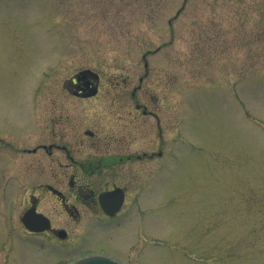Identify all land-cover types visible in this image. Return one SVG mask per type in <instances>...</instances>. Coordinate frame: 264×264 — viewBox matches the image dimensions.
I'll return each instance as SVG.
<instances>
[{
  "label": "rangeland",
  "instance_id": "1",
  "mask_svg": "<svg viewBox=\"0 0 264 264\" xmlns=\"http://www.w3.org/2000/svg\"><path fill=\"white\" fill-rule=\"evenodd\" d=\"M2 1L0 114L26 118L24 100L39 85L59 92L91 70L99 94L72 106L86 108L88 127L124 129L135 89L136 103L153 95L163 129L154 117L146 129L135 122L138 159L118 165L135 172L137 207L101 221L41 197L38 209L69 232L57 246L52 235L22 234V207H6L19 203L8 174L20 158L8 153L0 264H69L97 252L124 264H264V0ZM58 159L57 173L68 161Z\"/></svg>",
  "mask_w": 264,
  "mask_h": 264
},
{
  "label": "flooded vegetation",
  "instance_id": "2",
  "mask_svg": "<svg viewBox=\"0 0 264 264\" xmlns=\"http://www.w3.org/2000/svg\"><path fill=\"white\" fill-rule=\"evenodd\" d=\"M0 3L2 5L3 1ZM100 78L99 74L97 76L89 70H79L60 83L59 92L42 90L39 85L33 95L24 100L28 108L26 118L15 120L0 114V168L10 166L8 153L16 152L20 158L12 162L16 163L17 170L8 174L19 181V203L14 205L10 201L6 207H22L18 211V223L26 236L52 235L55 240L52 244L57 246L69 235L65 227H54L50 217L38 209L43 207L41 197L54 201V204H46L45 207H63L69 213L72 209L77 218L80 214L74 207H87L85 209L101 221L112 220L123 207H137L133 195L135 190L131 194L135 172L131 171V167L122 171L118 165L138 159L134 150L137 141L135 122L142 121L140 123H144L146 129L150 127V118L154 117L161 134V118L157 111L149 107L153 104V95L145 92L144 102L136 103L137 91L134 89L130 93L135 101L134 109L119 116L124 121V129L114 126L103 134L101 130L88 127L85 124L89 121L86 108L74 111L73 99L82 106L83 101L96 97L102 85ZM58 148L63 150L60 156L57 154ZM85 149L88 151L84 152ZM160 153L157 152L158 155ZM61 156L68 160L66 164L60 161L67 168L57 173L51 163H56ZM21 158L24 160L21 161ZM0 177L5 178L6 173L0 171ZM24 192L28 197L25 203H21ZM104 192L115 193L104 197L102 204L100 195ZM101 207L120 208L110 216ZM37 213L47 219L37 217ZM27 224L35 230H30ZM91 254L105 255L99 252Z\"/></svg>",
  "mask_w": 264,
  "mask_h": 264
},
{
  "label": "water",
  "instance_id": "3",
  "mask_svg": "<svg viewBox=\"0 0 264 264\" xmlns=\"http://www.w3.org/2000/svg\"><path fill=\"white\" fill-rule=\"evenodd\" d=\"M95 92V90L93 91ZM107 211V207H103ZM74 264H120L119 262L102 256H90L78 260Z\"/></svg>",
  "mask_w": 264,
  "mask_h": 264
}]
</instances>
